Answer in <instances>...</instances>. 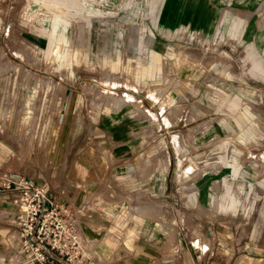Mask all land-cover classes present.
<instances>
[{"label": "rangeland", "instance_id": "obj_1", "mask_svg": "<svg viewBox=\"0 0 264 264\" xmlns=\"http://www.w3.org/2000/svg\"><path fill=\"white\" fill-rule=\"evenodd\" d=\"M185 3L180 23L162 18ZM201 7L213 23L197 31L189 14ZM76 92L145 104L131 116L148 120L140 153L149 164L161 152L180 188L174 227L198 252L264 264V0H0L4 133L52 163L56 117ZM204 177L218 204L199 201Z\"/></svg>", "mask_w": 264, "mask_h": 264}, {"label": "crops", "instance_id": "obj_2", "mask_svg": "<svg viewBox=\"0 0 264 264\" xmlns=\"http://www.w3.org/2000/svg\"><path fill=\"white\" fill-rule=\"evenodd\" d=\"M188 10L187 3L171 12L165 7L162 18L176 21ZM208 13L202 7L188 13L197 31L211 27ZM113 94L106 93L104 103L91 99L89 104L83 94H74V103L66 104L56 117L60 126L52 163L40 164L32 152H21L20 139L13 132L7 136L0 125V171H9L13 181L33 179L48 188L50 197L76 208L89 264H228L216 253L198 252L174 227L182 221L179 201L173 198L180 188L159 161L161 152L153 150L151 165L140 153L144 140L138 133L148 120L131 116L135 106L144 113L147 107L141 101L124 105L134 101L133 96L126 100ZM155 124L165 126L161 120ZM207 180L204 177L199 184L198 199L202 204L216 203ZM236 188L242 192L239 183ZM17 193L15 188H0V264L18 248L12 226ZM228 198L236 208L239 201L234 194Z\"/></svg>", "mask_w": 264, "mask_h": 264}, {"label": "built area", "instance_id": "obj_3", "mask_svg": "<svg viewBox=\"0 0 264 264\" xmlns=\"http://www.w3.org/2000/svg\"><path fill=\"white\" fill-rule=\"evenodd\" d=\"M9 174L0 171V188L18 191L12 220L18 248L2 264H89L76 208L50 197L45 185L30 178L13 181Z\"/></svg>", "mask_w": 264, "mask_h": 264}]
</instances>
